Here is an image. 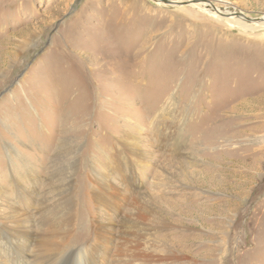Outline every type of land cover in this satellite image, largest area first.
Segmentation results:
<instances>
[{"label":"rangeland","instance_id":"obj_1","mask_svg":"<svg viewBox=\"0 0 264 264\" xmlns=\"http://www.w3.org/2000/svg\"><path fill=\"white\" fill-rule=\"evenodd\" d=\"M166 1L0 0V220L15 230L19 213L31 227L34 208L55 213L67 194L83 246L90 221L107 218L90 180L137 137L150 166L123 207L152 198L146 264H264V0ZM201 2L222 18L191 7ZM3 227L1 262L23 229L7 242Z\"/></svg>","mask_w":264,"mask_h":264},{"label":"bare ground","instance_id":"obj_2","mask_svg":"<svg viewBox=\"0 0 264 264\" xmlns=\"http://www.w3.org/2000/svg\"><path fill=\"white\" fill-rule=\"evenodd\" d=\"M197 6H201L204 13L216 17L215 10L211 9L206 2L191 5L192 8ZM231 11L232 12L229 14L233 15L234 12L233 10ZM229 14L226 13L225 15ZM216 18L221 19L222 17L217 16ZM230 19L238 26H243L238 22H243L241 17L240 19L234 17ZM175 116L176 113L173 111L172 107H169L164 117L165 123L167 122L166 126L163 125L164 134H172V120L175 119ZM167 142L170 141L162 140V143ZM117 146L121 150L115 152L114 159L104 171L103 179L100 178L101 180H99L95 177L90 180L89 191L86 195L88 197L92 196L94 200L93 202L95 204L92 209L97 210L102 208L103 212L107 214V218L105 223L101 222L97 218L98 216L94 217V222L90 221V224H88V227L90 226L91 229L90 238L83 246L76 248L77 242H73V239L83 236L77 237L73 234L76 221L75 212L76 209H78L77 198L64 194L62 195V202L57 205L60 209L55 213L52 212V214H50V205H47L46 201H43L36 209H33L35 216L33 222L37 223L38 230L32 229L33 222L31 227L28 226L25 228L24 225H26L27 222L18 215L19 213L14 215V217H16L15 223L17 224L15 230H19L20 227H23L22 234L19 230V238H21L22 241L19 244V250H12L9 252L8 260L6 261L5 259L3 262L0 261V264H134L136 261H141L143 262L142 264L147 263L150 255L143 249V244L145 242H142V237L143 231L151 229V226L146 224V220L150 218L149 213L151 212V205H154L152 198L144 194V197H142L140 201L142 205L138 203L133 205L134 211L131 209L130 205H127L126 209L123 206L131 194L142 185L146 175L144 167L149 168L150 162L144 159V152L139 147L137 137L121 140L118 142ZM161 147H163V145H161ZM125 160L130 163V166L140 168L137 173L138 177H135L136 179L131 178L125 173L123 166ZM118 166L120 168H118ZM71 168H73V165H71ZM119 169H121V171L117 175L121 177L120 179H122V181H126L123 191L128 194L127 196H123L122 190L116 187L112 179L113 174L118 172ZM66 177L68 178V176ZM133 181H136V184H134ZM159 181H161L160 177H158L157 182ZM157 182L154 181V184L159 187ZM18 200H23L26 203L28 202V198L24 193L20 195V199ZM123 213L125 217L120 220V223H122L125 231L120 233L119 240L113 246L115 254L108 257L107 251H100V249L103 246L105 248L108 247V244L113 242V238H116V235L113 234V229H111L115 223L114 216L120 217ZM28 218V215H26V219ZM49 218L50 220H48ZM131 220L134 222L135 226L138 227L137 230L133 229V225L130 224ZM0 226H4L5 232L9 235V237L5 238V241L9 242L10 236L13 237L14 234L16 235V233L12 234L16 231L11 230L10 225L8 228L4 221L1 220ZM30 230H32V232L34 231V235ZM138 231H140V235ZM116 234L118 233L116 232ZM16 236L19 235L17 234ZM19 238L16 240L18 241ZM9 246L13 249L16 248L18 244L15 243L12 245L9 243ZM10 247L9 249L11 250ZM11 254L13 255L11 256ZM15 254L23 256V258L25 257L23 259L24 261L22 262V258H18ZM156 258L161 259L159 255H157Z\"/></svg>","mask_w":264,"mask_h":264},{"label":"water","instance_id":"obj_3","mask_svg":"<svg viewBox=\"0 0 264 264\" xmlns=\"http://www.w3.org/2000/svg\"><path fill=\"white\" fill-rule=\"evenodd\" d=\"M151 1L156 2V3L160 2V3L165 4V5H169L171 3V2L166 1V0H151ZM255 21L259 22V21H261V19L255 20Z\"/></svg>","mask_w":264,"mask_h":264}]
</instances>
